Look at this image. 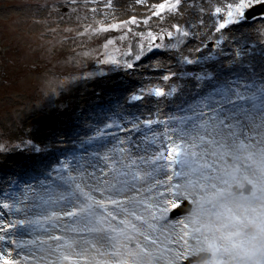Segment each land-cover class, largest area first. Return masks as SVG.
Listing matches in <instances>:
<instances>
[{
	"label": "rangeland",
	"instance_id": "374dc122",
	"mask_svg": "<svg viewBox=\"0 0 264 264\" xmlns=\"http://www.w3.org/2000/svg\"><path fill=\"white\" fill-rule=\"evenodd\" d=\"M235 2L236 0H181L177 8L171 11L165 9L156 16L154 13L158 11V5L165 3V0H0V162L11 156L29 161L37 160L41 156L49 157L58 163L50 176L62 181L61 177L67 179L69 174H76L77 171L73 169L78 166H80L79 172H85V169L92 170L93 168L88 167V164L96 163L94 153L97 151L101 154L107 152L109 156L119 159V149L127 146L121 145L119 140L124 139L128 133L112 134L113 136L109 133L111 130L121 131L125 125L131 124L129 123L131 118L127 115L121 113L115 116L109 115V118L106 117L98 123L97 129L92 134L86 135L84 141H77V137L74 136L73 141L78 142V145L73 146V149L67 147L66 150L57 151L52 146L39 142L36 135L41 124L43 122L49 124L54 117H59L60 120L65 116L69 118L70 115L63 112L69 109L72 103L81 101L85 96H99L103 93V88L114 85L115 80L121 85L129 82L128 78L135 73L145 76L159 73L158 76L161 75L162 80L144 83L130 94L128 101L134 105L144 100L157 104L173 103L169 112H160L162 107L159 106L156 113L148 116V118L166 120L168 115H191L190 112L186 113L180 109L200 104L202 97L212 91L210 84L216 82V77L219 76L221 80L231 78L232 76L225 75L227 69L239 68L244 73L247 69L248 72L245 74H248L252 73L253 63L258 62L256 66L264 67V49L259 47L264 45V41L251 40L253 38L241 39L233 34L234 30H239L243 26L264 22V14L261 17H254L253 23L244 18L225 30L219 32L215 30L216 22L226 13V5ZM209 6L207 14L206 7ZM255 6L264 5L257 4L253 7ZM217 7L222 9L219 16L215 14ZM198 10H204L203 19L210 21V31L205 29L204 33H210L211 38L194 43L191 29L193 23L200 21L193 22L188 15ZM132 17L136 18V24L131 23ZM114 24L118 27L110 28ZM101 28L109 30L100 31ZM149 33L157 39L152 41ZM168 33H171L170 37ZM108 41L112 43L109 44ZM163 55L167 56L165 60L147 65L150 60L156 61ZM137 56L140 59H136ZM185 60L189 63H185ZM251 60L254 62L252 63ZM225 61L230 62L227 64ZM129 64L132 65L131 68L128 67ZM257 70L258 68L255 69L253 79H257L259 75L256 74L262 71ZM166 75L169 77L168 80L164 79ZM185 86L189 89L183 92ZM157 87L166 93L164 97L157 98L152 94ZM168 92H171V95H167ZM134 95H140L143 99L134 101L132 99ZM121 116L126 119H120ZM113 121L120 127H105ZM177 123L178 121L169 122L170 126H176ZM78 124L80 120L75 122L76 126ZM153 127L157 131H162L164 126ZM98 129L105 134L89 142V137H94ZM135 135L134 133L133 136ZM101 144L105 145V148L97 147ZM37 148L39 151L36 150ZM109 149L116 151L112 152ZM63 164H68L69 167L64 169ZM104 165L105 162L100 160L97 169L103 167L104 172L109 173V168ZM51 177L46 181V186L56 183L51 181ZM107 178L111 179L110 173ZM157 178L164 179L163 176ZM44 179L45 177L32 182L20 181L19 185L12 184L8 192L15 197L26 193L27 199L21 205L19 212L15 209L11 211L0 209V229L5 224V216H11L16 221L24 219L27 213L29 220L37 222L26 228L0 231V235L7 232L11 239L22 241L23 246L24 242H29L34 235H39L44 230L54 233L56 228L58 232L55 234L63 237L57 244L67 245L73 241L82 244L83 240H80L77 234L86 232L70 230L73 227L82 228V224L77 225L71 218L63 216L54 223H47V220L43 219L45 216H51L53 211L59 212L64 208L61 201L45 204L36 193L26 187L30 185L37 188L39 194L47 199L44 190L39 186V181ZM173 182L180 181L174 178ZM151 184L152 180L146 177L144 188ZM217 186L223 187L219 182ZM107 187L108 185L103 184L104 198L108 195L116 199L120 198L114 193L105 191ZM144 188L139 195L133 192H129L128 195L135 196L139 200L154 194L155 189L153 192H147ZM62 190L63 187L59 189L53 187L51 194L59 196ZM209 191L214 192L215 189ZM1 200L4 201L3 195ZM185 201L192 208L191 202L186 199H180V205ZM143 208V205H137L135 210L137 214L146 216ZM172 211L174 209L167 214L166 220H160L157 225L163 230L164 235L156 231L151 233L154 237L163 240L164 236L173 232V226L178 233L180 228L173 220L185 219L190 213L170 219ZM111 223L113 226L114 222ZM150 223L156 222L150 221ZM144 227L147 228V225ZM175 238L173 236V239ZM87 240L96 244L97 256L104 259L111 256L109 255L113 243L111 239L106 240L103 246L96 243L94 237H88ZM57 244L42 248L33 247L30 250L28 248L26 251L19 247L18 250H22L20 254L24 253L32 260L56 262L61 254V250L53 251L57 248ZM12 246L11 240L0 241V252L11 251ZM167 246L177 247L171 243Z\"/></svg>",
	"mask_w": 264,
	"mask_h": 264
},
{
	"label": "snow or ice",
	"instance_id": "6c2138e0",
	"mask_svg": "<svg viewBox=\"0 0 264 264\" xmlns=\"http://www.w3.org/2000/svg\"><path fill=\"white\" fill-rule=\"evenodd\" d=\"M180 4L181 0L171 3L165 0V3L158 5L154 15L159 16L165 9L171 11ZM257 4L264 5V0H236L235 3H228L226 13L216 22L215 30L219 32L238 24L245 18L247 10ZM221 12L220 7L215 9L217 16ZM131 23H137L135 17L131 18ZM117 27L115 24L110 26L113 29ZM168 35L170 37L171 33ZM149 37L152 41L157 39L151 33ZM184 62L189 63L187 60ZM231 71V78H215L216 82L210 84L212 91L202 97L200 104L180 109L191 115H168L166 120L141 119L139 115H132L129 121L131 128H127V125L121 128V131H127L128 134L119 140L121 145H127L119 149V159L109 156L107 152L94 153L96 163H89L88 167L95 171L100 160L105 162L104 167H108L111 174V179H108L109 173H105L106 178L102 181L108 185L105 191L114 193L119 199L112 195L100 200L94 199L79 183H75L76 177L71 174L66 180L61 177L65 184L69 181L74 183L79 192V195L71 193V200H67L63 192L59 196L51 194L53 187L59 189L62 185L46 186L50 175L39 181L47 199L39 194L37 188L26 186L45 204L67 200L59 212L53 211L51 216L43 219L59 218L61 215L71 218L77 225H83L82 228L73 227L71 231L96 233L94 239L101 246L111 239L113 243L109 255L114 259L109 264H185L186 261L188 264H247V261L256 257L257 252L244 249L237 238L248 234V229H258L264 234V70L257 79H253L254 66L252 73L239 76L235 74V68ZM164 79L168 80L169 77L166 75ZM152 94L157 98L166 95L159 87ZM167 95H171V92ZM132 99L140 101L143 97L134 95ZM120 119L126 117L121 116ZM170 121L178 123L170 126ZM154 125H163V130H155ZM113 126L120 127L114 121L105 125L107 128ZM104 134L98 129L94 137H89V142ZM97 147L102 149L105 145ZM36 150L39 151L38 148ZM109 151L115 152L116 149ZM62 167L67 169L69 166L63 164ZM79 167L73 171L79 172ZM98 170L104 172L103 167ZM157 176H163L164 179ZM146 177L152 180V184L144 188ZM174 178L180 182H173ZM217 182L223 187H218ZM142 188L147 192L155 189L154 194L139 200L128 195L129 192L139 195ZM209 189L215 191L210 192ZM2 195L4 201L0 209L9 211H21V205L27 199L26 193L15 197L4 191ZM181 197L191 202L192 210L185 220L178 221L182 226L180 231L175 232L173 226V232L164 236L163 240L154 237L151 233L156 231L164 235L157 225L160 220L167 219L171 209L180 206ZM137 205L144 206L146 216L137 214ZM69 207L71 210H68ZM133 218L138 223H134ZM116 220L123 227H113L111 221ZM36 222L29 220L25 213L24 219L10 221L7 228H26ZM134 233L138 236H134ZM173 236L176 238L173 239ZM139 237H143V240L140 241ZM251 238L255 240L256 237L253 234ZM49 239L60 241L63 237L50 236ZM190 239L195 243H190ZM9 240L17 248L22 246V241L11 239L7 232L0 235V241ZM168 243L177 247L169 248ZM89 244L93 248L96 246L88 240H83L82 244L73 241L67 245L57 244L53 251L61 250L57 257L59 264L64 261L79 264L80 260L88 259L89 249L84 245ZM65 248L67 251H63ZM0 264H18V261L0 252ZM254 264H264V250L259 253V259Z\"/></svg>",
	"mask_w": 264,
	"mask_h": 264
},
{
	"label": "bare ground",
	"instance_id": "6f19581e",
	"mask_svg": "<svg viewBox=\"0 0 264 264\" xmlns=\"http://www.w3.org/2000/svg\"><path fill=\"white\" fill-rule=\"evenodd\" d=\"M209 9L210 6L206 7L207 14L209 12ZM188 16L193 20V22H197V21L202 22V23L192 22L194 24L191 29L193 30L191 32L193 34L192 35L193 42L198 43V41L202 39H206V40L210 39L211 34L204 33L205 29L206 30L209 29L210 31V25H209L210 21L203 19V17H205V11L204 10L192 11ZM200 18H202V20H200ZM209 34L210 36H207ZM233 34L237 35V37H241V39L253 38L251 40L258 39L259 41L263 42L264 22H255L252 25L243 26L239 30H234ZM259 47L264 49L263 44L262 46ZM252 52L255 53L254 51ZM163 57L162 58L160 57L159 59L157 58L158 60L156 61L150 60V62H148L149 64L147 65H151L150 63L153 62L159 63L162 60H165V57L167 56L163 55ZM230 59H232V57ZM251 59L254 60L255 58H251ZM253 60H251L252 63L254 62ZM225 62L228 64L230 61H225ZM257 63H253L254 66H256ZM256 68H258L257 71L264 70L263 65H257ZM235 74L240 75L245 73L241 71L239 68H237ZM158 75L159 73L146 74V76L135 73L133 76H130V78H128L129 82H125L122 85L121 83L120 84L118 82L116 83L115 80L114 85L105 86L103 88V93L100 94L99 96H95V95L93 97L85 96L81 101L77 103H72L70 108L63 112L66 115H70L69 118L65 116L64 119L60 120L59 117H54L52 121L49 122V124L46 123L47 125L45 124V122H43L40 126L41 128L39 129L38 134L36 135V138H38L39 142L41 141L43 144L47 146L50 147L52 146V148L56 149L57 151L66 150L67 147L73 149L74 148L73 146L78 145V142L74 143L73 141L75 139L73 138L74 136L77 137L76 138L77 141L79 140L84 141V139L87 137L86 135L92 134V132L95 129H97L99 125L98 123H101V120H104V118L106 117L109 118L110 117L109 115L115 116V114L121 113L123 115L129 116L130 118L132 115H139L141 116V119H147L148 116L157 112L159 106L162 107L160 112L162 113L169 112L170 111L169 108L171 105H173V103L163 104L162 102L157 104L149 100H144L138 103L137 105L136 104L134 105V104H130L128 101L130 94L135 92L136 89L142 86L144 83L147 82L154 83L157 82L159 79L162 80V78L160 77L161 75L160 76ZM225 75L226 76L228 75L229 77L233 76V72L231 71V69H227ZM188 89L189 88L185 86L183 92H186ZM76 105L78 106L76 109H74ZM79 117L82 118L79 119ZM64 120L66 121V123ZM78 120H80V124L76 126L75 122ZM127 128L130 129L131 124L128 125ZM110 132L111 133H109V135L113 136L112 134L114 135L123 134L126 133L127 131L116 130L115 132H113L111 130ZM57 165L58 163L54 159H49V157H43V156H41L37 160H31V161L20 158L18 159V157L15 156H11L8 159L2 160V162H0V204L3 202L1 200L2 193L4 191H9L12 184L19 185L20 181L32 182L44 178L45 176H49L50 173L54 171V168ZM75 173L76 174H71L72 176L76 177L75 183H79L81 187L84 188L85 192H89L96 200H100L104 198L103 190H102L104 183L102 181L105 178V172H99L98 169L96 171H94V169L92 170L86 169V171L83 172V175H80V172L78 173L75 172ZM64 180L59 181L51 177V181H56L55 184L62 185L64 190H62L61 192L64 193L67 200L72 199V196L70 194L73 192H76V194L79 195L78 190L75 188V184L71 183L70 181L68 182V184H65ZM169 198H171L170 195ZM180 199H184V198L181 197ZM67 200L61 201V203L65 206ZM73 204L75 205L74 200H73ZM109 208H111V206H109ZM68 210H71V208L69 207ZM61 216L59 218H52L50 220H47L46 222L54 223L55 221L60 220ZM4 219H5L4 220L5 224L2 225L1 227H3L2 229H4V231H8L10 229L7 228V224L10 221H14V220L12 219L11 216H5ZM185 219H175L174 224H176L177 226H179V228H181L182 226L178 224V221ZM113 222H114L113 226L123 227L122 225L118 224V220ZM133 222L136 223L134 218H133ZM55 232H58L56 228H54V233H51L48 230H44L39 235L37 234L34 235L29 242H24L23 246L20 248H22V250L25 249L26 251V249L28 248H29L28 250H30L33 247L42 248L48 245H55L57 244L58 241L49 239L50 236H57ZM77 235L79 236L80 240H87L88 237H95L97 234L86 232V233H78ZM110 235L112 234L110 233ZM139 239L140 241H142L143 237H139ZM190 240L189 242L191 243ZM85 247L89 249L88 259L80 260L79 264H109V262L114 259L112 256H110L111 258L108 257V259H104L99 255L97 256V250L95 249V247L93 248L90 245ZM21 251H19L18 248L15 247V245H13L11 251H6L3 254L10 259L17 260L18 264H59L58 260H56V262L45 261V260L44 261L32 260L28 256H25L26 254L24 255V253L20 254ZM77 251H79V248L77 249ZM17 253H19V255ZM63 264H76V262L64 261ZM161 264H163V262H161Z\"/></svg>",
	"mask_w": 264,
	"mask_h": 264
},
{
	"label": "clouds",
	"instance_id": "9594fccd",
	"mask_svg": "<svg viewBox=\"0 0 264 264\" xmlns=\"http://www.w3.org/2000/svg\"><path fill=\"white\" fill-rule=\"evenodd\" d=\"M205 221L207 218H202ZM197 225H193V227H196ZM246 235L238 237L237 242L241 243L243 245L244 249H250L257 252V256L253 257L252 260L247 261V264H254L256 260L259 259V253L264 250V234H261L258 229H248ZM255 235V240H253L251 237L252 235ZM238 251H242L238 249ZM247 259V258H246Z\"/></svg>",
	"mask_w": 264,
	"mask_h": 264
},
{
	"label": "water",
	"instance_id": "95a60500",
	"mask_svg": "<svg viewBox=\"0 0 264 264\" xmlns=\"http://www.w3.org/2000/svg\"><path fill=\"white\" fill-rule=\"evenodd\" d=\"M264 12V7H260V6H256L253 7L252 10H250L249 12L246 13L247 17H253V15L259 14Z\"/></svg>",
	"mask_w": 264,
	"mask_h": 264
}]
</instances>
